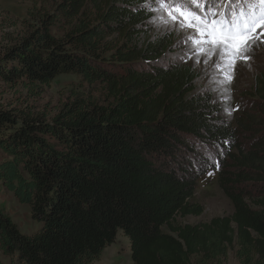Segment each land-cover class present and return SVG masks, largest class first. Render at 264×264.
Wrapping results in <instances>:
<instances>
[{
	"label": "trees",
	"instance_id": "1",
	"mask_svg": "<svg viewBox=\"0 0 264 264\" xmlns=\"http://www.w3.org/2000/svg\"><path fill=\"white\" fill-rule=\"evenodd\" d=\"M56 2L0 53V82L31 91L73 74L107 98L77 96L52 118L0 109V193L39 226L23 234L0 201L4 259L93 264L122 231L133 264H201L235 242L246 261L264 262V75L230 124L175 57L172 35L152 36L150 0ZM58 22L70 26L62 38ZM209 171L234 213L181 226L202 214L193 198Z\"/></svg>",
	"mask_w": 264,
	"mask_h": 264
},
{
	"label": "rangeland",
	"instance_id": "2",
	"mask_svg": "<svg viewBox=\"0 0 264 264\" xmlns=\"http://www.w3.org/2000/svg\"><path fill=\"white\" fill-rule=\"evenodd\" d=\"M56 6V0H0V53L30 35L40 23L39 17L46 13L54 14ZM149 7L153 17L150 21L152 36L172 35L176 47L175 57L198 72V89L210 91L220 103L225 120L234 125L241 106L244 110L249 107L256 78L264 75V43L258 42L253 47L250 60L237 62L232 73L233 79L227 82L224 79L226 73L216 68L220 63L218 57L197 55L190 39L195 33L186 28L181 29L178 22L168 20L166 14L158 10V5L150 2ZM69 28L66 22H58L51 30L56 37L62 38ZM77 96L94 97L101 106L105 105L107 98L102 86L86 84L73 74L61 75L50 85H37L31 91L0 82V109H25L47 115L48 118L55 116L66 102ZM209 173L198 180L193 198V204L202 209V214L178 219L181 226L208 224L217 218L231 217L234 213L232 202L219 185L218 173ZM0 201L5 203L7 213L23 234H33L39 230L32 220L30 208L19 203L12 194L0 193ZM223 251L216 260L201 264H264L255 258H251V262L246 261L240 254L237 242ZM0 258L6 264H12L1 253ZM93 264H133L129 238L119 231L114 244L106 248Z\"/></svg>",
	"mask_w": 264,
	"mask_h": 264
},
{
	"label": "snow or ice",
	"instance_id": "3",
	"mask_svg": "<svg viewBox=\"0 0 264 264\" xmlns=\"http://www.w3.org/2000/svg\"><path fill=\"white\" fill-rule=\"evenodd\" d=\"M173 23L195 33L197 55L218 57L216 68L231 82L238 61L264 43V0H150ZM157 10V9H153ZM259 29V32H257ZM221 65L224 67L222 68ZM211 174V173H209Z\"/></svg>",
	"mask_w": 264,
	"mask_h": 264
}]
</instances>
